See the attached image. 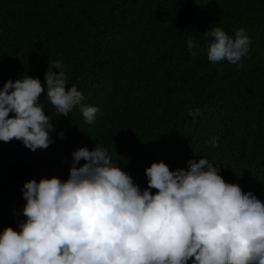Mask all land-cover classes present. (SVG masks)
<instances>
[{"label":"trees","instance_id":"16d2710c","mask_svg":"<svg viewBox=\"0 0 264 264\" xmlns=\"http://www.w3.org/2000/svg\"><path fill=\"white\" fill-rule=\"evenodd\" d=\"M215 26L247 30L242 64L207 58L204 32ZM56 59L66 87L76 84L103 114L91 123L78 106L54 115L45 90L50 146L0 140V231L26 219V180L67 179L72 152L96 143L142 188L153 161L187 168L207 156L226 181L264 201V0H0V87L28 74L43 82Z\"/></svg>","mask_w":264,"mask_h":264},{"label":"clouds","instance_id":"9594fccd","mask_svg":"<svg viewBox=\"0 0 264 264\" xmlns=\"http://www.w3.org/2000/svg\"><path fill=\"white\" fill-rule=\"evenodd\" d=\"M204 33L210 39L203 51L213 63L240 65L250 55L244 27L234 36L220 26ZM187 43L196 55L197 41ZM68 83L60 59L49 61L43 82L29 74L5 81L0 140L16 138L33 151L50 146L55 125L41 103L45 90L54 115L67 116L78 106L91 123L103 114ZM72 158L67 179L24 182L26 219L0 231V264H264V201L226 181L207 156L189 159L187 168L153 161L143 188L107 146L79 147Z\"/></svg>","mask_w":264,"mask_h":264}]
</instances>
